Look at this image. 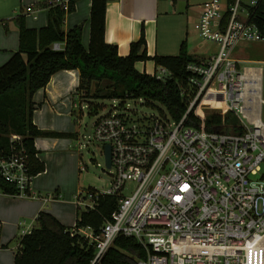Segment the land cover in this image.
I'll list each match as a JSON object with an SVG mask.
<instances>
[{
	"label": "built area",
	"instance_id": "1",
	"mask_svg": "<svg viewBox=\"0 0 264 264\" xmlns=\"http://www.w3.org/2000/svg\"><path fill=\"white\" fill-rule=\"evenodd\" d=\"M49 7L70 11L71 0H47ZM263 0H211L196 28L202 38L218 43L210 58L188 64L192 92L180 120L168 111L145 113L130 101L114 99L94 122L93 138L111 145V181L106 189L88 188L76 195L82 210L94 209L101 194L119 202L99 232L78 227L94 243L97 264L119 235L136 238L147 250L137 264H264V120L262 80L233 56L236 46L264 41V30L253 19ZM27 13L37 17L33 5ZM55 49L63 43L55 42ZM152 74L168 81L172 72L155 65ZM145 104V102H144ZM224 116L232 111L241 131H210L206 108ZM194 112L201 127L187 123ZM0 125V138L2 136ZM0 146V174L30 195L35 174L23 135L11 132ZM104 151V148H103ZM130 191V192H129ZM129 192V193H127Z\"/></svg>",
	"mask_w": 264,
	"mask_h": 264
},
{
	"label": "trees",
	"instance_id": "2",
	"mask_svg": "<svg viewBox=\"0 0 264 264\" xmlns=\"http://www.w3.org/2000/svg\"><path fill=\"white\" fill-rule=\"evenodd\" d=\"M110 0H92L90 42H83V29L75 26L68 31L62 27L66 11L50 7V22L41 28H31L26 17H16L19 27V49L0 66V146L10 143L9 134L23 135L29 152L31 171L35 175L45 170V164L37 157V136L70 137L73 133L40 129L34 123L35 92L45 87L53 74L62 69H79L80 83L77 96L89 104L90 112L103 108L93 99H144L146 105L166 107L172 120L178 121L188 108L187 90L192 92L188 70L191 62L202 61L188 51L187 40L181 44L177 55H149L144 27L138 40L132 41L128 55H121L116 43L106 40V15ZM229 3L235 0H228ZM74 5L71 2L70 11ZM264 12V0L257 9ZM264 30V16L253 17ZM56 22L60 24L58 29ZM55 42L64 44L62 49L53 47ZM152 60L155 65H164L171 72L168 81L159 80L152 73L140 70L139 61ZM159 107V106H158ZM189 125L201 127L203 120L192 112ZM207 130L239 132L238 117L229 111L224 116L211 109L204 122ZM93 188V187H90ZM17 187L0 174V192L16 194ZM94 209L82 210L76 220L78 227H92L99 232L118 206L117 195L101 194ZM71 226L64 225L56 216L41 211L37 224L20 240L15 264H92L96 249L82 234H71ZM147 256L146 248L134 237L119 235L97 264H137Z\"/></svg>",
	"mask_w": 264,
	"mask_h": 264
},
{
	"label": "crops",
	"instance_id": "3",
	"mask_svg": "<svg viewBox=\"0 0 264 264\" xmlns=\"http://www.w3.org/2000/svg\"><path fill=\"white\" fill-rule=\"evenodd\" d=\"M210 1L110 0L106 15V40L109 43H116L121 55H128L132 41L140 38L144 27L149 55H177L182 42L187 40L189 53L201 60H206L213 54L210 55L197 49L189 27L191 20H195L197 23L205 5ZM34 2L40 4L37 17L26 12L28 4L33 5ZM71 2H73L74 8L66 12L62 27L68 31L75 26H81L83 42L88 47L92 0H71ZM20 7L21 13L19 12ZM49 8L47 0H0V66L19 49V27L16 17L24 15L29 27L41 28L50 22ZM149 65L152 67L151 71L147 70ZM154 66L155 63L152 60L137 63L140 70H146L148 73H152ZM79 83V69H62L52 75L45 87L35 92L34 123L40 129L73 133L69 128L50 121L53 115L62 113L52 111L56 104L74 103ZM47 105L52 115L49 117L43 113ZM71 139L69 136H37L35 138L37 157L45 164V170L35 175L30 187V195L19 196L0 192V264H15V257L20 245V243L17 247L12 245L16 232L28 223L27 228L23 230L22 237L36 226L41 211L52 213L68 227L76 222L80 209L76 207L75 202L64 201V194L60 189H57L52 196L50 193L44 195L45 191L49 190V183L38 179L44 174L51 173L52 166L58 161L57 152L67 150ZM61 203L74 205L69 214V221L65 220L64 212L59 206ZM22 219L26 223H20Z\"/></svg>",
	"mask_w": 264,
	"mask_h": 264
},
{
	"label": "rangeland",
	"instance_id": "4",
	"mask_svg": "<svg viewBox=\"0 0 264 264\" xmlns=\"http://www.w3.org/2000/svg\"><path fill=\"white\" fill-rule=\"evenodd\" d=\"M30 4L31 3L28 5ZM32 4L35 10H38L40 7V4L37 2ZM19 12L21 13V7L19 8ZM195 24L196 21L191 20L189 28L193 36V43L197 46V49L210 55L218 53L220 45L215 41L202 38ZM233 56L241 59L243 61V66L251 65L261 67L262 97L264 99V41L242 42L234 49ZM147 70L151 71L152 67L149 65ZM91 101L101 104L103 108L98 112L91 113L89 104L86 101L81 102L78 96L74 97V103H68L67 105L58 103L52 108V111H59L62 113L53 115L50 122L54 121L58 123V125L69 128L73 131V136H70L72 139L67 150L57 152L58 161L52 166L51 173L49 175L44 174L38 178L39 181H47V184L49 183V190H46L44 195L50 193L52 196L57 189H60L62 194H64V201L71 200L76 204V195L79 191L86 190L89 187L97 189H106L109 187L111 173L113 171L107 168L103 151L104 144L95 140L93 138V133L94 122L97 116L109 111L113 99H93ZM130 102L132 107L136 106L137 109L145 113H158L160 111L159 107L166 109V107L160 103H156L159 107H152L144 104L143 100ZM209 111H211V108L207 107L206 112L208 113ZM43 113L48 117L49 115L52 116L48 105L44 108ZM262 118L264 120V107ZM38 179H36V181H38ZM59 206L64 212L65 220L69 221V214L74 205L70 203H61ZM76 207H78L77 204ZM22 222H25L24 219H22L20 223ZM74 224L70 226L72 227ZM27 226L28 223L24 224L22 229L16 232V237L12 245L15 247L19 245L23 230L26 229Z\"/></svg>",
	"mask_w": 264,
	"mask_h": 264
},
{
	"label": "water",
	"instance_id": "5",
	"mask_svg": "<svg viewBox=\"0 0 264 264\" xmlns=\"http://www.w3.org/2000/svg\"><path fill=\"white\" fill-rule=\"evenodd\" d=\"M56 25H57L58 29H61L60 24L58 22H56ZM104 155H105L106 165L108 167H111L112 157H111V145L110 144H106L104 146Z\"/></svg>",
	"mask_w": 264,
	"mask_h": 264
},
{
	"label": "bare ground",
	"instance_id": "6",
	"mask_svg": "<svg viewBox=\"0 0 264 264\" xmlns=\"http://www.w3.org/2000/svg\"><path fill=\"white\" fill-rule=\"evenodd\" d=\"M253 71H254V74L256 75V76H258V78L260 79V80H262V69L261 68H258V69H252Z\"/></svg>",
	"mask_w": 264,
	"mask_h": 264
}]
</instances>
